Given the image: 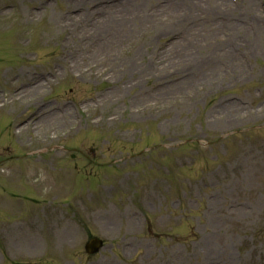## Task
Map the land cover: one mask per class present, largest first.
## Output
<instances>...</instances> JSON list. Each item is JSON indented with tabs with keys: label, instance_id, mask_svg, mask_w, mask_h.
<instances>
[{
	"label": "rangeland",
	"instance_id": "obj_1",
	"mask_svg": "<svg viewBox=\"0 0 264 264\" xmlns=\"http://www.w3.org/2000/svg\"><path fill=\"white\" fill-rule=\"evenodd\" d=\"M122 1L0 0V264H264V0Z\"/></svg>",
	"mask_w": 264,
	"mask_h": 264
},
{
	"label": "bare ground",
	"instance_id": "obj_2",
	"mask_svg": "<svg viewBox=\"0 0 264 264\" xmlns=\"http://www.w3.org/2000/svg\"><path fill=\"white\" fill-rule=\"evenodd\" d=\"M148 1L149 0H124V1L120 2L119 4H111V5H106V6L100 5L95 9L87 8L83 14H73V15L68 16V21L66 22L67 27H69L73 31L77 28L78 23H81V26H82L83 22H85L87 20V16H88V14H90L91 11L103 10V12L106 13L107 16H110V17L115 16V17L125 18L134 12L138 13L140 8L146 7L145 4H147ZM185 1L186 0H181V1L179 0V2L181 4H184ZM226 2H227V0H221V4L223 5V7H226L225 8L226 10H233L229 4H224ZM252 2H254V0H249V4H255ZM66 23H64L65 26H66ZM71 39H74L76 41L77 37L74 34H72L70 40ZM104 46H106V44L105 45H103V44L99 45L98 44V51L105 49ZM232 66H234V64H232ZM234 69H236V68H234ZM49 81L50 80L47 77H45V74H44V77L39 76V75H34V76H31L28 79V81L24 85H22V87H25V86L34 87V88H31V89H28L25 91L29 92L30 90H33V91L37 92V91L42 90L44 85H46ZM21 90L20 91H18V90L14 91L12 93L13 96H12L11 100H20V101L24 102L25 96H23V97L21 96V93H23V92H21ZM27 98H28V96H27ZM66 111H67V109H60V113H61L60 115L56 113L57 117H55L53 115L51 118H48V120L41 118L43 120H40V121H43V122L39 123V126H41L40 124H42V126L45 128H49V129L54 128L55 130H57L56 128L61 127L60 122H61V120H63L62 124L66 127L68 124H70L69 122L75 121L74 115H71L72 120H71L70 116L65 115ZM60 117H62V118H60ZM59 119H61V120L59 121Z\"/></svg>",
	"mask_w": 264,
	"mask_h": 264
},
{
	"label": "water",
	"instance_id": "obj_3",
	"mask_svg": "<svg viewBox=\"0 0 264 264\" xmlns=\"http://www.w3.org/2000/svg\"><path fill=\"white\" fill-rule=\"evenodd\" d=\"M94 244H93V248L94 249H97L98 248V244L100 243L99 241H97V240H95L94 242H93Z\"/></svg>",
	"mask_w": 264,
	"mask_h": 264
}]
</instances>
